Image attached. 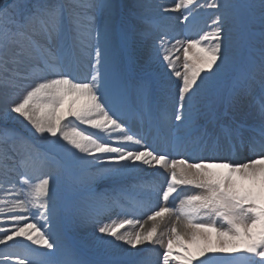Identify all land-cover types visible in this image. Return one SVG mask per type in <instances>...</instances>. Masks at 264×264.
Masks as SVG:
<instances>
[{"label":"snow or ice","instance_id":"obj_1","mask_svg":"<svg viewBox=\"0 0 264 264\" xmlns=\"http://www.w3.org/2000/svg\"><path fill=\"white\" fill-rule=\"evenodd\" d=\"M123 7L0 6V264H264V0Z\"/></svg>","mask_w":264,"mask_h":264},{"label":"rangeland","instance_id":"obj_2","mask_svg":"<svg viewBox=\"0 0 264 264\" xmlns=\"http://www.w3.org/2000/svg\"><path fill=\"white\" fill-rule=\"evenodd\" d=\"M3 1V0H0V2ZM117 3L121 4L122 6H127V7H123V10L124 12H127L128 11V8L132 7L136 2L137 0H116ZM151 2L153 3H156V4H161V5H164V6H170L173 2V0H151ZM252 2L256 5L259 4V0H252ZM258 10V9H257ZM174 15H179V14H174ZM151 43V41H149V44ZM141 56H142V59H141V64H144L146 66H148L146 64V62L148 61V45H145L142 52H141ZM150 68H155V65H151L149 66ZM251 98V97H250ZM249 98V99H250ZM248 99V101H249ZM246 105L247 107H250L251 111L249 110L248 113H254L255 112V109L254 107L252 106H255V101L252 102V105L247 103L246 102ZM3 106L0 105V108H2ZM130 118H132L133 120V116L130 115ZM0 129H12V130H16L17 132H20L23 130V126L19 123V121H16V120H6L2 117V114H0ZM131 129H133L131 127ZM136 130V129H135ZM36 143L38 145L42 144L41 141H36ZM128 179H135L131 176L129 177H126L125 179L122 180V183H119V182H115V183H112V184H104L105 187H109V189L112 190V188H114V184H118V185H125L126 183V180ZM135 184V183H134ZM101 191H104V192H109V190H105V189H101ZM166 220H168L167 218L160 224V230L163 231L168 225H166ZM168 222V221H167ZM88 231L89 230H77V231H74L71 236H72V239L75 240V242H77L79 245H83L86 238H87V235H88ZM70 236V238H71Z\"/></svg>","mask_w":264,"mask_h":264},{"label":"bare ground","instance_id":"obj_3","mask_svg":"<svg viewBox=\"0 0 264 264\" xmlns=\"http://www.w3.org/2000/svg\"><path fill=\"white\" fill-rule=\"evenodd\" d=\"M130 121H133L132 118H129V120H128V122H127V123H128V126L131 128V126H130ZM132 131H138V130H135V128H133ZM131 177L135 178L136 181H137V179H138V178L135 177V176H131ZM150 178L152 179L151 176H144V177H143V179H144L145 181H146V179H150ZM114 182L122 183V180H118V179H117V180H113V179H108V178H105V179L99 180L98 183H99V185H100V190H101V189H105V190H107V191L109 190V192H110L111 189H109V187H108V188L105 187L104 184H112V183H114ZM119 186H120V185H118V184H114L113 187L115 188V187H119ZM145 219H146V217H145ZM167 223H168V222H167ZM150 226H151V222H149V223L146 225V227H150Z\"/></svg>","mask_w":264,"mask_h":264}]
</instances>
